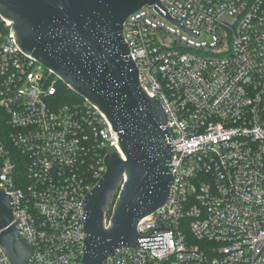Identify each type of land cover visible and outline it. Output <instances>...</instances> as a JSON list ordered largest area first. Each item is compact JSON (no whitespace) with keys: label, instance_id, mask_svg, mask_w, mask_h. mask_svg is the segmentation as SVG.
I'll use <instances>...</instances> for the list:
<instances>
[{"label":"built area","instance_id":"1","mask_svg":"<svg viewBox=\"0 0 264 264\" xmlns=\"http://www.w3.org/2000/svg\"><path fill=\"white\" fill-rule=\"evenodd\" d=\"M159 1L198 33L148 6L123 24L140 86L161 103L171 138L169 197L137 225L139 236L162 234V249L118 248L103 264H264V0ZM57 79L0 15V106L28 157L18 177L0 142V189L32 247L29 264H82V198L95 185L87 178L98 182L104 157L120 152L95 106L54 105ZM0 264H10L1 247Z\"/></svg>","mask_w":264,"mask_h":264},{"label":"water","instance_id":"2","mask_svg":"<svg viewBox=\"0 0 264 264\" xmlns=\"http://www.w3.org/2000/svg\"><path fill=\"white\" fill-rule=\"evenodd\" d=\"M145 6L198 36L171 19L159 0H0L20 50L95 106L118 137L120 152L104 157L103 176L82 198V264H103L122 247L162 249V234L139 236L137 225L169 197L171 138L161 103L140 86L123 37L125 20ZM13 209L0 189V247L10 264H29L32 247L18 237Z\"/></svg>","mask_w":264,"mask_h":264},{"label":"trees","instance_id":"3","mask_svg":"<svg viewBox=\"0 0 264 264\" xmlns=\"http://www.w3.org/2000/svg\"><path fill=\"white\" fill-rule=\"evenodd\" d=\"M55 86H56V95L53 98V100L56 101L55 103H57L58 106L77 107L83 105L84 99H82L77 94L70 91L69 89H67V87L60 80L58 79L56 80ZM12 132L13 129L9 125V116L6 110L2 106H0V142L9 152L10 158L14 162L17 176L25 178L28 157H26L27 155L23 154L12 145V141H11ZM105 153L106 150H101L100 152L101 156H103ZM23 181L26 184V179H23ZM87 181L91 186L96 184L97 182V180L93 178L92 174H89ZM114 202H115V198L113 197L112 200L110 201L106 214L108 218L111 216Z\"/></svg>","mask_w":264,"mask_h":264},{"label":"rangeland","instance_id":"4","mask_svg":"<svg viewBox=\"0 0 264 264\" xmlns=\"http://www.w3.org/2000/svg\"><path fill=\"white\" fill-rule=\"evenodd\" d=\"M199 55H202V54H201V53H199ZM54 102H56V101L54 100ZM54 105H55V106H58V104H57V103H54ZM113 197L116 199V197H117V194H116L115 196H113ZM113 197H112V198H113ZM112 198H111V200H112Z\"/></svg>","mask_w":264,"mask_h":264}]
</instances>
